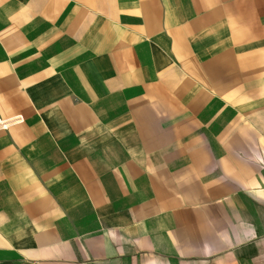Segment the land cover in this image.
<instances>
[{
    "label": "crops",
    "instance_id": "0c3cea01",
    "mask_svg": "<svg viewBox=\"0 0 264 264\" xmlns=\"http://www.w3.org/2000/svg\"><path fill=\"white\" fill-rule=\"evenodd\" d=\"M0 264H264V0H0Z\"/></svg>",
    "mask_w": 264,
    "mask_h": 264
},
{
    "label": "built area",
    "instance_id": "2783aa9c",
    "mask_svg": "<svg viewBox=\"0 0 264 264\" xmlns=\"http://www.w3.org/2000/svg\"><path fill=\"white\" fill-rule=\"evenodd\" d=\"M8 123H9V122H7V123L5 122V124H4V123H1V124H0V127H5L6 125H8Z\"/></svg>",
    "mask_w": 264,
    "mask_h": 264
}]
</instances>
